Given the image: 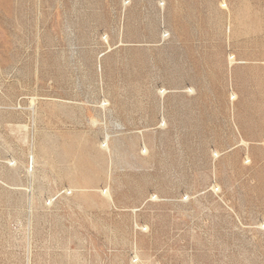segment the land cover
<instances>
[{
    "label": "rangeland",
    "instance_id": "obj_1",
    "mask_svg": "<svg viewBox=\"0 0 264 264\" xmlns=\"http://www.w3.org/2000/svg\"><path fill=\"white\" fill-rule=\"evenodd\" d=\"M0 264H264V0H0Z\"/></svg>",
    "mask_w": 264,
    "mask_h": 264
},
{
    "label": "bare ground",
    "instance_id": "obj_2",
    "mask_svg": "<svg viewBox=\"0 0 264 264\" xmlns=\"http://www.w3.org/2000/svg\"><path fill=\"white\" fill-rule=\"evenodd\" d=\"M162 93L164 92V91H161ZM163 95V94H162ZM30 103V102H29ZM105 141L104 142H106V140H107V136H106V138L104 139ZM144 153H146V151H147V148L144 146ZM32 161L31 162H33V157H32V159H31Z\"/></svg>",
    "mask_w": 264,
    "mask_h": 264
}]
</instances>
